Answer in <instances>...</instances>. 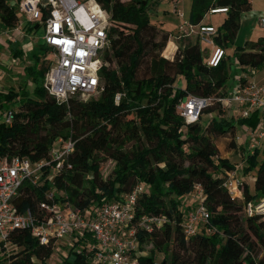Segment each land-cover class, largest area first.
Listing matches in <instances>:
<instances>
[{
	"label": "trees",
	"instance_id": "trees-1",
	"mask_svg": "<svg viewBox=\"0 0 264 264\" xmlns=\"http://www.w3.org/2000/svg\"><path fill=\"white\" fill-rule=\"evenodd\" d=\"M95 2L106 11L109 24L98 70L97 97L83 100L70 96L65 101L56 100L38 83L31 96L21 91L18 110L12 109L11 123L0 122V158L26 155L38 160L46 156L54 138L70 136L74 141L67 160L70 167L53 174L51 180L80 209L120 199L137 183L142 184L134 214L161 216L163 221L149 230H137L139 249L146 243L151 248L139 254L135 264H264V216H246L242 212L244 201L264 198V158L255 170L253 193H249L243 181L241 197H233L221 186V180L234 165L216 155L209 137L222 135L239 146L234 139L236 122L254 124L252 117L235 118L216 100L226 94L225 47L236 33L240 12L249 9L250 1L190 0L186 21L190 25L201 23L209 9L226 7L223 12L226 18L212 38L214 44L222 47L224 56L216 66H207L199 41L195 40L177 46L171 60L159 58L161 69L148 76L138 75L143 51L149 45L158 53L168 35L161 32L155 39L156 33H150L148 41L143 40L142 35L153 28L146 14L147 0ZM17 21L13 5L0 0L3 27L11 28ZM38 26V22H28L25 31H35ZM46 51L42 41L32 53L30 64L25 66L34 81L37 77L43 79L50 65L41 59ZM14 55H20V50L15 49ZM233 55L241 68H260L264 65V35L236 46ZM243 81L240 76L239 82ZM116 93H119L117 102L113 98ZM187 95L210 98L198 119L191 123H185L175 109ZM12 96V90L2 94L6 102ZM3 104L0 102V108ZM208 113V122L201 125V116ZM206 148L209 155H214L213 160L202 158L201 152ZM254 154L255 150L243 159L246 165L241 167L242 173L252 165ZM108 158L114 160L115 169L111 176L102 178L101 164ZM195 183L201 187V200L208 210V226L213 232L184 237L180 219L188 205L181 208V197ZM48 188L46 181L37 187L23 182L13 201L16 208L36 210ZM69 240L70 251L60 264H102L85 251L84 241L89 239ZM7 242L18 249L8 255L0 254V264H34L33 259L43 262L53 247L51 241L39 244L24 229L9 231ZM258 250L262 251L260 255ZM156 253L160 256L156 257Z\"/></svg>",
	"mask_w": 264,
	"mask_h": 264
},
{
	"label": "built area",
	"instance_id": "built-area-1",
	"mask_svg": "<svg viewBox=\"0 0 264 264\" xmlns=\"http://www.w3.org/2000/svg\"><path fill=\"white\" fill-rule=\"evenodd\" d=\"M88 1L91 2L90 6H86ZM17 3L19 9L30 13L28 22H38L43 29L41 39L52 57L41 84L46 93L61 101L70 96H79L84 100L97 94L101 52L108 40L106 11L95 0H17ZM225 11L226 7H218L209 9L208 13ZM260 22L264 24V18H260ZM216 32L212 24L199 23L196 29L199 40L211 43L205 61L210 67L216 66L224 56L222 47L212 40ZM113 98L117 102L119 93L114 94ZM209 99L187 95L175 109L185 123H191L198 119L201 108ZM216 100L223 110H235L240 118L249 117L254 110L260 112L256 126L250 130L255 138L248 146L252 153L264 137V84L244 79L243 82L238 81L233 92L217 97ZM13 113L11 108L5 109L1 122L10 124ZM234 139L237 142L238 136ZM73 143L70 136H58L49 145L46 156L38 160H31L26 155L0 158V242L5 245L9 231L14 229L26 230L39 244L50 241L54 244L65 235L73 240L78 238L81 242L86 238L89 240L84 241V248L92 260L102 264H135L137 256L142 254L137 230H149L163 221L161 216L134 214L136 197L143 188L140 183L120 199L80 209L69 203L67 198L60 199L51 180L55 191L52 192L49 186L44 191L43 199L38 201L36 210L27 207L19 211L16 208L13 201L23 182L36 187L43 181L49 184V173H52V179L53 174L60 173L64 167H70L67 160ZM238 170L241 171L239 166L234 165L225 171L221 186L231 196L240 198L243 180L236 177ZM187 195H192L196 202L182 212L180 229L183 236L189 237L197 232L212 233L213 228L208 226L209 213L201 200L200 185L195 183ZM242 212L246 216L263 217L264 198L244 201Z\"/></svg>",
	"mask_w": 264,
	"mask_h": 264
},
{
	"label": "rangeland",
	"instance_id": "rangeland-1",
	"mask_svg": "<svg viewBox=\"0 0 264 264\" xmlns=\"http://www.w3.org/2000/svg\"><path fill=\"white\" fill-rule=\"evenodd\" d=\"M8 4L13 5L14 12L17 14L18 21L16 26L19 28H25L30 18V13L19 9L17 0H6ZM249 9L241 11L238 18V28L230 43L225 47V56L228 63L227 78L225 80L223 91L231 93L235 90L239 77L244 79H251L254 82H262V76L264 75V65L258 69L241 68L235 63L233 51L236 46H242L246 41L255 40L259 36L264 35V24L260 22V18H264V0H249ZM190 0H147L146 14L149 20V24L153 28H149L147 34H143V40L148 41L150 33H156L155 39L158 38L161 32L167 33V41L164 47L156 52V48L145 47L144 53L141 58L139 67V76H148L156 74L162 66L159 58L167 59L168 61L173 58V53L177 46L182 47L187 44L193 43L195 40L199 41V48L203 60H206L207 54L210 50L211 43L199 40L196 33L198 24H192L191 27L186 22L189 9ZM91 2H86V6H90ZM106 15V13H105ZM225 13L208 14L206 12L202 17L204 23H210L217 28L222 20H225ZM3 25L0 23V102L4 103L0 108V122L3 118L4 110L11 108L18 110L17 99L20 97V92L24 91L28 95H32L33 88L36 83L42 84L43 79L37 77L34 81L26 65L30 64V57L34 51L37 50L38 45L42 43L41 35L43 33L42 26L39 25L35 31H32L29 35H23L19 32L12 39L6 38L2 33ZM22 31V30H21ZM15 49L20 50V55H14ZM171 50V52H169ZM44 61L50 62L52 57L46 51L41 57ZM112 64L110 65V67ZM181 82L179 81L178 84ZM12 90L13 96L7 102L3 99L2 94L6 91ZM88 97H97V94H92ZM86 97L85 99H87ZM5 107V108H4ZM225 114V113H224ZM232 114L235 118H240L237 111H233ZM210 114L202 115L200 118V124L204 125L208 122ZM251 117H247L249 119ZM250 125L245 121L236 122L234 135L238 136V145H234L228 141V137L224 136H209L211 142L214 144L216 155L218 157L225 158L229 163L239 166L246 165L242 159L246 157L249 152V143L255 141L252 136ZM253 163L250 168L242 173L240 170L236 171V177H240L247 186L249 193H253V178L257 164L264 158V137L261 138L256 146ZM253 150V151H254ZM252 151V152H253ZM242 153V155H241ZM202 158L205 160H213L214 155H209V149H204L201 152ZM115 169L114 160L107 159L101 164L100 174L102 178L111 176ZM51 174L49 173V186L52 187ZM52 192L55 191L54 187L50 188ZM59 198H67V194L64 190H58ZM68 200V198H67ZM69 201V200H68ZM196 200L192 195H183L181 197V208H185L187 205L192 206ZM70 203V202H69ZM241 212V211H240ZM241 215V213H240ZM72 237L76 238L75 235ZM78 238H76L77 240ZM69 238L67 235L60 238L53 244L50 254L40 262L37 259H33L34 264H60L61 260L70 251ZM75 245V242H73ZM171 244L169 243V247ZM140 253H146L151 248L150 243H146L142 246ZM2 248V249H1ZM18 248L7 242L3 247H0V254L8 255ZM262 253L258 250V254ZM160 253H156V257H159Z\"/></svg>",
	"mask_w": 264,
	"mask_h": 264
},
{
	"label": "crops",
	"instance_id": "crops-1",
	"mask_svg": "<svg viewBox=\"0 0 264 264\" xmlns=\"http://www.w3.org/2000/svg\"><path fill=\"white\" fill-rule=\"evenodd\" d=\"M208 14H210V13H208ZM212 14H216V13H212ZM202 21V20H201ZM200 21V22H201ZM201 23H203V24H210V23H204V22H201ZM4 29H3V31H2V33L3 34H5V36H6V38H9V39H12V40H14V38H13V36L15 35H17L19 32H22V36L23 35H29L30 33H32V32H29V33H27L26 31H25V28H19V27H17L16 26V24L13 26V27H11V28H6V27H3ZM22 30V31H21ZM211 50V49H210ZM209 50V51H210ZM169 52H171V50L169 51ZM208 54H209V52H208ZM208 54H207V56H208ZM207 58V57H206ZM262 79H263V81L262 82H258L259 84H264V75L262 76ZM239 81V80H238ZM231 115H233L232 114V112L230 111L229 112ZM259 114H260V112L259 111H251V113H250V116L249 117H252L253 118V121H254V124H253V126H251L250 124V127H248L250 130H252L255 126H256V123H257V117L259 116Z\"/></svg>",
	"mask_w": 264,
	"mask_h": 264
}]
</instances>
